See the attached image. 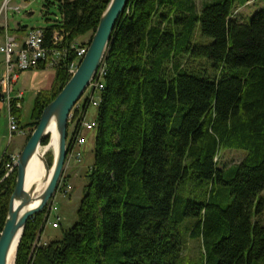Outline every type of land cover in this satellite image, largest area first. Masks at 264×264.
Masks as SVG:
<instances>
[{
	"label": "trees",
	"instance_id": "trees-1",
	"mask_svg": "<svg viewBox=\"0 0 264 264\" xmlns=\"http://www.w3.org/2000/svg\"><path fill=\"white\" fill-rule=\"evenodd\" d=\"M57 1L49 41L54 28L69 41L93 36L110 2ZM210 1L198 11L196 0H129L103 63L77 221L33 250L45 211L30 218L16 264H182L187 218L202 239L198 264H264V9L244 23L235 12L253 0ZM198 27L211 43L195 42ZM69 79L57 69L50 96L38 94L26 142ZM226 150L246 155L222 165ZM10 160L0 162V234L17 179L16 168L5 178Z\"/></svg>",
	"mask_w": 264,
	"mask_h": 264
},
{
	"label": "water",
	"instance_id": "water-1",
	"mask_svg": "<svg viewBox=\"0 0 264 264\" xmlns=\"http://www.w3.org/2000/svg\"><path fill=\"white\" fill-rule=\"evenodd\" d=\"M128 3L129 0H110L76 73L69 79L56 98L43 109L37 127L18 155L15 162L17 169L16 186L11 195L7 218L0 234V264H9L14 248L16 255L13 264H16L18 248L28 220L43 212L57 194L59 183L65 171L71 112L103 65L114 28ZM54 131L58 137V151L57 153L54 152V161L52 165H49L45 153L40 154V149L46 137H50L51 144ZM36 155L41 156L45 176L39 184L27 189L28 169ZM8 176L6 175L5 178ZM45 184L46 187L42 190V185Z\"/></svg>",
	"mask_w": 264,
	"mask_h": 264
},
{
	"label": "rangeland",
	"instance_id": "rangeland-1",
	"mask_svg": "<svg viewBox=\"0 0 264 264\" xmlns=\"http://www.w3.org/2000/svg\"><path fill=\"white\" fill-rule=\"evenodd\" d=\"M208 0H196L197 10L200 11L203 4ZM212 2V0L210 1ZM14 5L22 8L20 13L9 11L7 17L9 19V26L11 29L16 27V23H20L22 27L29 29L33 28H47L62 20V16L58 10L57 0H14ZM264 9V0H253L247 6L239 8L235 12V17L239 21L249 23L254 14ZM28 14H32L28 17ZM91 34L79 37L80 42L91 38ZM211 39L202 36L200 27L197 28L196 43L209 44ZM1 68V67H0ZM56 71L52 68H46L42 71H30L21 75L17 89L24 92V103L21 111L20 129L25 132L28 128L26 125L31 122L35 101L39 93L44 96H50ZM1 103V99H0ZM9 110L7 105H4L0 111V142H3L5 149L10 142L9 138V123H8ZM97 115V109L91 107L89 109L87 120L94 121ZM72 131V122L70 124L69 133ZM30 134V132H29ZM26 135H14L12 138V147L22 149L26 145ZM48 145L41 146V153H45L47 161L51 159L54 161V151L49 149ZM94 146L95 138L92 133L88 134V142L85 146L84 157L81 163L72 162L64 171V178L66 177L68 185L67 196L63 193H58L55 205L58 208L51 216L49 223L42 234L41 243H48L56 239H60L63 233L74 226L77 221V210L80 206L81 199L88 184L87 172L94 161ZM48 148V149H46ZM11 150V149H10ZM9 150V151H10ZM4 151L0 153V161L4 158ZM246 152L243 150H226L222 151L218 161L222 165L230 166L238 164L245 157ZM59 215L61 218V225L59 228H53L52 223L55 222V216ZM197 219L187 218L179 228L183 243L186 245L183 253L182 264H198L200 261V246L202 239H194L190 237L189 230L196 224Z\"/></svg>",
	"mask_w": 264,
	"mask_h": 264
},
{
	"label": "built area",
	"instance_id": "built-area-1",
	"mask_svg": "<svg viewBox=\"0 0 264 264\" xmlns=\"http://www.w3.org/2000/svg\"><path fill=\"white\" fill-rule=\"evenodd\" d=\"M14 0H0V22L4 18L7 20V13L13 11L20 13L22 8L14 5ZM4 42L0 46V53L4 57V62L0 68V99L1 103L7 105L9 138L22 133L20 129V119L16 112L22 111L24 103V92L17 89L20 77L25 72L39 71L42 68L65 69L71 78L77 71L81 60L88 51L90 38L85 41L78 39L68 40V34L59 28H54L49 39L46 36L45 28L27 29L23 35L11 34L7 22L5 24ZM25 30V29H24ZM104 63V62H103ZM106 75L104 64L99 69L96 78L76 104L71 112L68 129V152L66 158L67 166L72 162L81 163L84 157L85 146L88 142V134L96 127L95 121L87 120V115L91 107H99L101 92L104 89V77ZM72 122V131L69 133ZM11 160L6 165L7 174L10 175L15 170V162L18 155L10 156ZM64 182L62 176L58 187V193L67 196L68 185L65 189H60ZM57 194L52 199L50 205L44 210L46 224L54 212L58 211L55 205ZM57 215V214H56ZM61 218L55 216L53 228H59ZM46 228V226H45ZM42 236H39L34 244V249L41 243Z\"/></svg>",
	"mask_w": 264,
	"mask_h": 264
},
{
	"label": "bare ground",
	"instance_id": "bare-ground-1",
	"mask_svg": "<svg viewBox=\"0 0 264 264\" xmlns=\"http://www.w3.org/2000/svg\"><path fill=\"white\" fill-rule=\"evenodd\" d=\"M49 149H53V151L55 153H57L58 151V137H57V133L54 131L53 133V137H52V140H51V144L49 145L48 147ZM46 148V149H48ZM40 154L41 151H40ZM45 176V168H44V164L41 160V156L40 155H36L30 166H29V169H28V175H27V189L31 188L33 185L35 184H39L42 179L44 178ZM46 187V184L45 185H42V190ZM15 255H16V252H15V248L11 254V258H10V262L9 264H13L14 261H15Z\"/></svg>",
	"mask_w": 264,
	"mask_h": 264
},
{
	"label": "crops",
	"instance_id": "crops-1",
	"mask_svg": "<svg viewBox=\"0 0 264 264\" xmlns=\"http://www.w3.org/2000/svg\"><path fill=\"white\" fill-rule=\"evenodd\" d=\"M32 15V14H31ZM30 14H28V17L31 16ZM7 22V25L9 26V19L7 17V20H5L4 18L2 19V21L0 22V46L3 44L4 42V37H5V24ZM25 29V30H24ZM28 29V28H27ZM9 31L11 34H18L19 36L20 35H23L26 31V27H22L20 23H16V27L14 29H11L10 26H9ZM3 62H4V57L3 55L0 53V67H2L3 65ZM39 71H42V70H39ZM32 72V71H31ZM4 107V104L3 103H0V111H1V108ZM29 129H27V131L23 132L22 133H16L17 135H26L28 136L29 135ZM15 134V135H16ZM14 136V135H13ZM26 140H27V137H26ZM25 140V142H26ZM11 143H9V145H7L8 147L6 148V150L4 151L5 149V145L3 144V142H0V153L1 151H4L5 153L3 154L4 156L5 155H9V156H13V155H19L20 152H21V149H17L16 147H12L11 148V144H12V141L10 140ZM11 149V150H10ZM10 150V151H9ZM23 150V149H22ZM1 162V161H0Z\"/></svg>",
	"mask_w": 264,
	"mask_h": 264
}]
</instances>
